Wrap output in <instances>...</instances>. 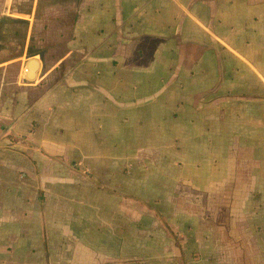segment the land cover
I'll return each mask as SVG.
<instances>
[{"label":"crops","instance_id":"obj_1","mask_svg":"<svg viewBox=\"0 0 264 264\" xmlns=\"http://www.w3.org/2000/svg\"><path fill=\"white\" fill-rule=\"evenodd\" d=\"M24 1L0 0V264H264V0H76L53 53Z\"/></svg>","mask_w":264,"mask_h":264},{"label":"rangeland","instance_id":"obj_2","mask_svg":"<svg viewBox=\"0 0 264 264\" xmlns=\"http://www.w3.org/2000/svg\"><path fill=\"white\" fill-rule=\"evenodd\" d=\"M31 2L32 0H25L23 2L25 5V10H29ZM33 2L35 3L34 14L36 15L37 20L39 21V24H36V29L38 31V34L41 35L36 39L32 37V42L34 41V43L39 45L38 50H48L49 53H53L54 51H60L62 49L61 41H52L49 38L45 39L44 34L47 33V35L54 36L59 33V24L53 21H57L61 24H64L65 19L67 20V24L70 22L75 11L76 0H33ZM18 25L20 33L23 34L26 31V25Z\"/></svg>","mask_w":264,"mask_h":264},{"label":"water","instance_id":"obj_3","mask_svg":"<svg viewBox=\"0 0 264 264\" xmlns=\"http://www.w3.org/2000/svg\"><path fill=\"white\" fill-rule=\"evenodd\" d=\"M34 67H35V64H31L30 65V68H31L30 75L32 74V71H33Z\"/></svg>","mask_w":264,"mask_h":264}]
</instances>
